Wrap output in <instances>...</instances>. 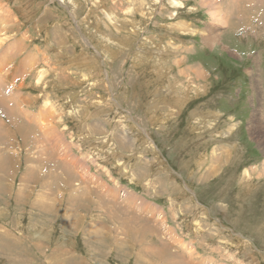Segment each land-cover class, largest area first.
<instances>
[{
	"label": "rangeland",
	"instance_id": "1",
	"mask_svg": "<svg viewBox=\"0 0 264 264\" xmlns=\"http://www.w3.org/2000/svg\"><path fill=\"white\" fill-rule=\"evenodd\" d=\"M0 164V264H264V0H0Z\"/></svg>",
	"mask_w": 264,
	"mask_h": 264
},
{
	"label": "crops",
	"instance_id": "2",
	"mask_svg": "<svg viewBox=\"0 0 264 264\" xmlns=\"http://www.w3.org/2000/svg\"><path fill=\"white\" fill-rule=\"evenodd\" d=\"M255 114H256V113L253 112V114H252L253 117H252V115H251V121H250V125H249L250 128H251L252 130H253L254 126H255V124H254V120H255V119H254V116H256Z\"/></svg>",
	"mask_w": 264,
	"mask_h": 264
},
{
	"label": "bare ground",
	"instance_id": "3",
	"mask_svg": "<svg viewBox=\"0 0 264 264\" xmlns=\"http://www.w3.org/2000/svg\"><path fill=\"white\" fill-rule=\"evenodd\" d=\"M194 70H195V69H194ZM198 79H199V78H198ZM17 133H18V132H17ZM19 133H20V132H19ZM19 133H18V134H19ZM5 156H6V155H5ZM1 165H2V164H0V167H2Z\"/></svg>",
	"mask_w": 264,
	"mask_h": 264
}]
</instances>
